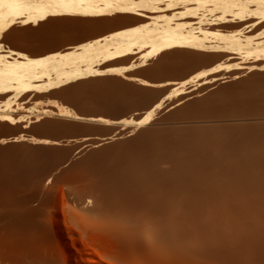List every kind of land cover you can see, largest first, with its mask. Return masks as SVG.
<instances>
[{
	"label": "rangeland",
	"instance_id": "1",
	"mask_svg": "<svg viewBox=\"0 0 264 264\" xmlns=\"http://www.w3.org/2000/svg\"><path fill=\"white\" fill-rule=\"evenodd\" d=\"M13 1L12 3H16L15 8H19L18 6L21 8L19 10H16V8V12L14 11L15 13H12L13 11L7 13V7L12 5V3L7 2V0H0V70L14 67V69L20 72L28 71V74H42L44 71L45 74L41 79L42 83H44L41 87L27 92L12 91L9 93L10 95L8 97H1L0 94V140H2L0 141V148L2 146L4 147L2 143L16 146V152H14V150L12 155L11 152L0 151V155H2V158L0 156V162L6 159L7 153H9L7 158L10 157V155L13 156L15 153L18 155H14V157L16 156L15 158H18L19 155H21L20 157H24V160L19 157V161H17V165L15 166L17 170L16 177H18V179L20 178L16 189V184L14 183L13 188L11 184H8L11 186L7 187V185L4 186L5 183H1L4 181L0 182V264H235V261H237L236 264H264L259 250L261 248L259 244L262 243L263 239L261 243L258 240L261 239L260 237L263 235H261V233H264V229L261 230L264 224H262V227L260 226L261 229L258 227L260 232L262 231L260 233L257 228V225H260V221H258L259 219L257 216L259 224L256 223V217L253 218L256 215L253 216L252 212H246L247 215L246 213H242V217L241 215L239 217L237 213L230 214V212H225L226 214H224V212H222L221 214V212H218L220 218H218L217 215V217L214 218V215V219L211 218L205 222V225L209 226L208 229L204 226L206 230H208L207 232L201 228L202 223L200 220L199 223L198 220L196 221L197 223H194V220V222H192L193 224L190 222V227L186 226V228H190H187L189 233L188 231L186 233L184 224L188 225V220H193V218H188V220H186L188 217L186 212H188L189 206L191 209L193 206L189 205L190 203L186 204L188 202L185 200L187 199L188 201V198L185 195L186 199H184L181 194H177L176 196V193L172 192L175 194L173 195L168 190L165 192L166 190L162 191L158 189L162 196H165L163 193H166L170 198V201L167 199L168 204L163 205L164 209H170L171 207L174 209V207L177 208L181 206L180 215L182 218V214H184L185 211L184 218L186 215L187 217L183 219L184 227H180L181 224L179 225L176 223L180 217L177 218V220H175V217L171 219L175 220L176 227L173 223L174 221L166 225L167 220H165L164 217L162 218L161 215L158 214L163 219H161V221L158 215L155 214L156 212H145L147 208H144L141 203L138 204V201H136L137 204L134 203L132 206L135 207L136 205H140L141 208L139 207L137 209H145L142 211L139 210L140 215L133 212L130 213L131 215L129 212L128 214L118 215L117 211L115 215V211L114 213L111 212L113 208L115 209L116 205L113 203L115 202L113 201V199H115L113 197L116 195L119 197V194L121 195L123 190L119 188L124 182L121 180L119 183L118 181L120 179L115 180V178H113L112 180V178L106 177L109 174L106 165L112 162L113 159L115 160L113 163H115L120 157L125 158L126 156L127 159H133L142 165L148 163L147 160L149 159V164L155 163L156 159H158L155 164H151V168L145 167V169L152 170L153 167L157 169L159 164L160 169H164V171L166 169V171H168L171 169V166L167 158L171 156L176 157V155L179 156V153H181L180 156L182 157V152H184L185 155L187 154V151L183 147L180 146V148L179 145L176 146L178 142H185L184 139H186V141L188 140V142H201L203 141V136L208 132L206 129H230L264 125V50L243 53L231 50L219 51L213 48V46L221 43L234 46V43H231L227 38L232 37L235 30L241 29L243 30L237 31L235 34L242 39L239 43L243 47V51L253 49L256 46H264V21L257 26H250L253 22L263 20L261 16L264 12V0H209L208 2L210 3L208 7L211 16L209 15L207 22L201 23L195 20L193 23L190 22L185 26H181V31L184 34L196 37L200 40H205V46L194 48V51L209 56H217V59L214 61L198 62L195 66H193L191 58L177 53L140 58L139 53L131 54L129 52L116 59L120 63H109L110 60L106 59L107 51L103 50L105 45L106 47L109 45V49L122 44L126 47L142 37L147 40L148 35L151 34L150 27L156 28V26L152 24L140 31L131 30L125 37L121 38L122 40L118 39L111 44L109 39L114 36L116 32L121 29H131V27L135 28V26H138L137 24L132 25L124 20V22H122V19L119 20V18H116V15L119 14L120 11H108L100 15L60 13L31 18L33 7L39 5L40 2L41 4L42 2L46 4L47 0ZM221 2H229L233 5L232 10L235 12H243L242 16L233 21H223L222 14L224 9L219 6ZM157 4L162 5L163 3L159 2ZM5 5H7L5 7L6 11H4ZM180 5L182 6L177 7V9L181 11L189 4L181 3ZM177 9L175 11L177 13L180 12ZM225 16L229 17V15ZM187 18L190 20L193 19L191 17ZM139 25L143 26L142 24ZM91 45L93 48L90 47ZM136 47L139 48L138 46ZM146 49L147 48L140 49L139 51ZM128 56L129 60L125 62ZM65 57H69L67 61ZM71 58L72 60H70ZM189 66H193L191 71L188 70V68H190ZM64 72H67L69 75L60 78V75ZM74 72L77 74L74 75ZM193 131L195 132V134L193 133L194 135L192 134ZM201 132L204 134L201 136L202 139L200 138ZM152 134H155L154 138L159 137L160 140H156V138V142L154 139L152 140V138H150L153 137L151 136ZM161 135L162 138L174 135L175 139L177 136L178 142L172 139L174 136H171L172 138H168L169 140L166 138L167 142L162 139L163 143L161 142V145L160 143L158 144L159 146L163 145L162 147H164L163 150L165 151L159 150L160 147L157 151L155 149L152 150V145L154 143L155 145L153 148L158 146L156 143L157 141H161ZM180 135L183 137L182 142H180L182 140ZM96 137L102 140L100 139V141H98L95 139ZM198 137L201 141H199L200 139ZM195 138L197 139L194 140ZM93 139L96 140V143ZM143 139L146 141V145L143 143ZM49 140L50 143H48ZM52 140L54 141L52 142ZM44 141L48 144L44 143ZM151 142L153 144H150ZM172 142L174 146L170 144L167 146L168 144H164H172ZM89 143L92 144L90 145ZM8 144L5 145V147L9 146ZM30 144L32 148L27 149L31 147ZM53 144L55 147H57L56 144L59 145L58 148H55L57 150L61 145L62 147L64 146L63 148H65L66 151L74 150V152L70 151V153L67 154H70V157L74 156V158L78 155L79 157L76 156L75 159H79L80 163L82 161V166L74 158V161L71 162L72 157L69 159L65 154L66 152L64 150L62 152L61 148V152H57V150H53L52 148V150L48 149V146L53 147ZM97 144V149L91 147L92 145L95 147ZM21 145L29 146L26 148L23 146L22 149ZM100 145L101 148L104 146L102 148L104 152H99L101 151ZM33 146L36 151H34ZM42 146H44V151L45 149L47 150V153L50 151L52 153L55 151L59 153L58 157L60 153L65 154L66 156L61 155L60 158H64L66 163L64 162V164L58 161L57 159L59 158L54 154V159L56 157L57 161L55 160L53 163V159L52 161L48 160V162H52L58 167L53 166L51 163L47 164L48 162L46 159L49 157L52 159L53 157L51 158V156H53V154L49 157H45L47 154L42 151ZM117 146L119 149H117ZM146 146H151V149L149 148L147 150ZM36 147L39 150L36 149ZM143 147H145V149ZM174 147H176V149L179 147L182 151L180 150V152H178L179 148L177 150L175 149V151ZM20 148L21 151L18 150ZM32 149L37 155H33ZM83 149L87 151L83 152ZM29 150L32 153L29 152ZM144 150H147V153L150 151V155L148 153L150 158L147 157L149 159L145 157L147 154ZM93 151L97 153V156H95V153L92 154ZM155 151H159V153L162 154L168 151L169 154H163V159L166 157L164 160L168 162L166 163L164 161V164L162 162V157H160V155L158 156V153L156 154ZM23 152H25L24 155ZM172 152L175 153L173 154L175 156L172 155ZM83 153H88V156L85 155L88 158L84 157ZM142 153L145 155L146 161ZM28 154L29 156L31 155L30 158H36V156L41 157L42 155V159L46 158V162L37 158L39 162H37L36 165L32 160L29 159L32 162L28 160ZM115 154L116 156H114ZM119 154L121 155L119 156ZM99 155L105 156L104 158L108 160V163L104 161L103 156L102 159ZM155 156L158 158H155ZM99 157L105 163L98 159ZM136 157L137 159L135 160ZM159 158H161V163H158ZM62 159L60 160L64 161ZM138 159H140V161ZM153 159H155L154 162H152ZM75 161L79 163V167L76 164L78 169L74 168L75 166L73 164ZM28 163H30V166L35 165L33 166L34 169L31 167L33 170L27 168L29 166ZM63 164L68 166L67 168L69 170L66 167L64 169L63 167H59ZM21 165H24L22 167H25L24 171L26 170V172L22 171L23 168L21 170L18 168V166L21 168ZM155 165H157V167ZM168 166H170L169 169ZM2 168L3 167L0 166V176L4 174ZM142 169L141 176L143 175V171H145V176H156V173L153 174L150 172L151 170L149 171L151 174L147 175L148 173L146 174V172L148 171L145 169L142 171ZM67 171L69 172L67 173ZM158 172H161V170L157 171V173ZM141 176L140 179L144 177ZM150 181L152 182L153 180ZM220 181L217 180L214 181V183L217 182L215 184L220 185ZM110 182H112V184ZM140 182L137 180L134 182L135 185H132L133 182L129 184L130 186L127 184V188H130L131 191H135L134 193L132 191V195L138 194L136 192L137 188L139 190V188L142 187ZM258 182L256 184L259 186L260 183L263 185L264 181ZM137 183H139V185ZM137 185L140 187H137ZM158 185L157 187L159 188L160 186ZM4 187L7 190L4 189ZM8 188H11L10 190H12L13 193L9 191ZM135 188L136 190H134ZM202 191L206 192L204 190ZM230 191L232 192H230L231 195L238 198H249L253 196L249 195L245 197V195L241 194L239 191L237 192L235 188H231ZM1 192L3 195L7 192L10 193H7V196H3ZM195 195H197L196 198L199 197V194L196 193ZM166 197L168 198V196L164 198ZM120 198L122 197L120 196ZM131 198L135 199L136 195ZM10 199H12V202ZM183 199L185 201L184 203L182 201ZM107 200H112L113 202ZM164 200L165 199H163V201ZM171 200L173 203H171ZM165 201L163 203H167ZM110 202L114 207H112ZM160 205L162 206V204ZM187 205H189L188 208ZM104 206L107 208L110 207L108 213L105 210L107 208ZM182 206L183 208L186 206L187 210L184 208L185 210L183 211ZM215 206H219L221 209L220 205L213 204L210 205L213 211L217 209ZM101 207H104V213ZM205 207L209 208L207 205ZM213 207L216 209L214 210ZM97 209L100 210L98 211ZM110 212L111 214H109ZM105 213L108 214V216ZM144 213L151 214V217L154 219L157 216L161 224L159 223V226H157L158 219L154 220L151 218V220L149 219L150 216H146L147 214L143 215ZM219 213L221 216L223 215V217H221ZM249 214H252L251 216L253 217L251 218ZM177 216L179 215L177 214ZM243 216H248L250 218H244ZM168 217H166V219L170 218ZM54 218L61 219L63 223L64 233L61 235L55 225ZM137 218L141 221H136L138 220ZM147 218L149 220H147ZM144 220L148 223H143ZM162 222L165 223H163V226ZM178 222L182 223L180 220ZM226 222H228V226ZM122 223H124V225H122ZM261 223H263L262 220ZM131 224L134 226L132 227ZM197 224L198 226H196ZM119 225H122V227ZM136 226L140 229L144 227L152 230L153 237L148 239L146 241L147 243L145 242L144 244L140 238V229L137 230L138 228ZM211 227L214 229L210 230ZM242 227L243 229H241ZM244 227L248 231L247 235H250L251 230L252 233L258 230V233L256 232L255 234L259 235L260 233L261 236L258 237L257 235V238L253 239L255 234H253V237H250L252 236L251 233L248 237L251 238L253 242L250 241L251 239L249 240V238L241 240L240 238L246 233ZM215 228H219V230ZM228 230L231 232L230 236ZM137 231L138 235L135 234ZM241 231L245 233L241 234L243 233ZM212 232H214V234ZM224 233L227 234V237L224 236ZM232 233L234 235H232ZM239 234H241L242 237H240ZM230 237L232 239L234 237L235 242H233L235 244L237 243L234 247L246 241L244 244L242 243L240 245V247L242 246L241 248H235L237 253L241 251L240 255L239 253H232L231 250L228 251V248H220V250L217 251V246L213 242L222 241L225 244L229 242L228 240ZM231 238L230 242L232 241ZM254 241H258L259 244L257 245L258 242L256 243ZM212 244L215 245L211 246V248L214 249V246H216L214 250L210 248ZM244 245H246V248ZM207 247L210 250H207ZM215 250L219 253L218 255ZM257 250H259V252ZM257 252L259 254H256ZM220 253L222 254L220 255ZM228 253L229 255H226ZM212 254L214 255L211 257ZM225 256L231 258L229 259Z\"/></svg>",
	"mask_w": 264,
	"mask_h": 264
},
{
	"label": "bare ground",
	"instance_id": "2",
	"mask_svg": "<svg viewBox=\"0 0 264 264\" xmlns=\"http://www.w3.org/2000/svg\"><path fill=\"white\" fill-rule=\"evenodd\" d=\"M21 1V0H20ZM209 0H101V1H95V0H93V1H90V0H47V3L46 4H43V2H42V4H41V2H40V4L39 5H37V6H35V7H33L34 9H32V11H31V18H38V17H42V16H44V15H48V14H60V13H84V14H93V15H100V14H102V13H106V12H108V11H120L119 12V14H117L116 15V18H119V20L120 19H122V22H124V21H127L128 23H131L132 25L133 24H137L138 26H135V28H132L131 27V29L130 28H128V29H121V30H119L118 32H116V34L114 35V34H112V35H114V36H112L110 39H109V41H111V44H113L114 42H116L118 39H121V38H123V37H125L126 36V34H128L131 30H135V31H140L141 29H143V28H145L146 26H148V25H155L156 26V28H151L150 27V31H151V34H147L148 35V39L147 40H145L143 37L142 38H140V39H137L136 41H134V42H132L129 46H126V47H124L123 46V44L122 45H119V46H115V47H113V48H111V49H109V45L106 47V45H105V48H103V50H106L107 51V53H106V59H109L110 61H109V63H116V62H119L118 60H116L118 57H122L123 55H125V54H127V53H131V54H136V53H139V55H140V58H147V57H151V56H157V55H163V54H173V53H177V54H180V55H182V56H188L189 58H191V60H192V64H193V66H195V64H197L198 62H211V61H214V60H216L217 59V56L215 55V56H209V55H207V54H204V53H200V52H196V51H194V48H201V46H205V40H200V39H198V38H196V37H193V36H190V35H187V34H184L182 31H181V26H185L186 24H188V23H190V22H194L195 20H198L199 22H207L208 21V19H209V15L211 16V13H210V10H209V7H208V5H209V3L210 2H208ZM217 1V0H216ZM245 1V0H244ZM243 1V2H244ZM255 1V0H254ZM7 2H10V3H12V2H14L13 0H7ZM16 2V1H15ZM32 2V1H31ZM100 2H102V3H100ZM163 3L162 5H158L157 3ZM165 2V3H164ZM231 2H233V1H231ZM181 3H188L189 5L188 6H185L184 8H183V10H181L180 11V9L178 10L177 9V7H181L182 5H180ZM217 3V2H216ZM235 3V2H234ZM245 3V2H244ZM243 3V4H244ZM236 4V3H235ZM8 5H10V4H8ZM18 5V4H17ZM180 5V6H179ZM7 5H5L4 6V9H5V7H6ZM15 6H16V3L14 4V3H12V5H10V6H8L7 7V10L8 11H6V9L4 10V11H6L7 13H10L9 11H13L12 13H15L16 12V10H19L21 7L20 6H18L19 8H15ZM22 6V5H21ZM219 6L221 7V8H223L224 9V11H223V14H222V19H223V21H233V20H236L237 18H239V17H241L242 16V14H243V12H235L234 10H232L233 9V5L232 4H230L229 2H221L220 4H219ZM16 9V10H15ZM178 10V11H180V12H176L175 10ZM182 9V8H181ZM254 10V9H253ZM15 11V12H14ZM123 13H122V12ZM234 11V12H233ZM18 12V11H17ZM213 15V14H212ZM225 15H229V17H227V16H225ZM9 16V15H8ZM187 17H191V18H193L192 20H190V19H188ZM262 18H263V20H261V21H257V22H253V23H251L250 24V26H257L258 24H260V23H262V21H264V12H263V14H262V16H261ZM2 18V17H1ZM113 19H114V17H113ZM115 20V19H114ZM118 20V21H119ZM124 20V21H123ZM211 20V19H210ZM218 20V19H217ZM219 20H220V18H219ZM219 20H218V22H219ZM108 21V20H107ZM8 22V21H7ZM128 23H126V24H128ZM222 23V22H221ZM139 24H142L143 26H140ZM207 24V23H206ZM134 27V26H133ZM187 27V26H186ZM184 29V28H183ZM243 29H241V30H235L234 31V34L232 35V37H229V38H227L229 41H231V43H234V46H230V45H228V44H224V43H221V44H218V45H216V46H213V48L215 49V50H219V51H223V50H231V51H240V52H245V53H251V52H253V51H255V52H259V51H261V50H264V46H256V47H254L253 49H250V50H245V51H243V47L241 46V44L239 43L242 39H241V37H238V36H236V34L235 33H237V31H242ZM187 33V32H186ZM262 33V32H261ZM137 34V33H136ZM130 35V34H129ZM227 37V36H226ZM122 40V39H121ZM113 42V43H112ZM120 43V42H119ZM118 43V44H119ZM233 45V44H232ZM96 46V45H95ZM98 46V45H97ZM111 46V45H110ZM136 46H138L139 48H137ZM90 47H92V45L90 46ZM104 47V46H103ZM134 47H136V48H134ZM93 48V47H92ZM99 48V47H98ZM97 48V49H98ZM144 48H147L146 50H142V51H139L140 49H144ZM91 49V48H90ZM90 51V50H89ZM74 55V54H73ZM76 55V54H75ZM95 57V56H94ZM69 57H65V59H66V61H67V59H68ZM105 58V57H104ZM92 59V58H91ZM96 59V58H95ZM70 60H72V58L70 59ZM129 60V56H128V58L127 59H125V62L126 61H128ZM40 61V60H39ZM60 61V60H59ZM15 62V61H14ZM54 63V62H53ZM108 63V62H107ZM120 63V62H119ZM117 64V63H116ZM193 66H189L190 68H188V70L189 71H191L192 69H193ZM116 68V67H115ZM86 69V68H85ZM33 71H35V70H33ZM78 71V70H77ZM81 71V70H80ZM93 71V70H92ZM28 72V71H27ZM27 72H20V71H18V70H16V69H14V67L13 68H4V69H2V70H0V94H1V97H8L10 94V92H12V91H25V92H27V91H30V90H32V89H35V88H38V87H41V86H43L44 85V83H42V81H41V79L43 78V76H44V74H45V71L44 72H42V74H37V73H34V74H28ZM83 72V71H82ZM87 72V71H86ZM70 74H72V73H70ZM77 74V73H76ZM75 74V72H74V75H76ZM69 74H67V72H64V73H62L60 76V78H63V77H66V76H68ZM6 115V114H5ZM43 124V123H42ZM52 124V123H51ZM50 124V125H51ZM59 128V127H58ZM85 128V127H84ZM42 129V128H41ZM51 129V128H50ZM71 130V129H70ZM102 130V129H101ZM109 130H111V129H109ZM205 130V129H204ZM206 130H208V132L204 135L203 134V132H201V134H200V138L202 139V137L201 136H203V141H201V139L199 140V141H201V142H198V141H196V142H188V140L186 141V139H184L185 140V142H182L183 141V137L181 136V138H182V140L180 141V142H182V143H179L178 142V137L176 136V139H175V136H174V138H172L171 136H169V137H165V138H162V135H161V141L160 142H158L157 141V145L160 143V145L163 143V141H162V139L163 140H165L166 142H167V139L168 138H172V139H174V140H177V142H178V144L177 143H175V144H177L176 146H178L179 145V147L181 146V147H183L186 151H187V154L185 155V153L184 152H182V157L180 156L181 155V153H177L179 156H177L176 155V157H169V158H167V160H169V162H170V166H171V169H169L170 168V166H168V171H166V169H165V171H164V169H160V165L158 164V163H161L160 162V159L161 158H159V161H158V170L157 169H154V167H153V169L151 170V169H145V167H147V168H149L150 166L152 167V165L153 164H155L156 162H157V160L158 159H156V162L155 163H151V164H149L150 163V156H148V153L150 152V151H148V153H147V150L150 148L151 149V146H146V148H147V150L145 151L146 152V156L143 154V157L145 156L146 158L147 157H149V158H147V159H149V160H147V159H145V157H144V159H145V161L147 160L148 161V163H145L144 165H142L141 163H139V162H136V161H134L133 159V161L130 159H127L126 158V156H125V158H121L120 157V159H118V160H116V162L115 163H113L115 160L113 159V161L112 162H110V163H108V160L107 159H105L104 157L105 156H103V155H99L101 158H102V156H103V158H104V161L105 162H107L108 164L106 165V168L109 170V174H108V176H106V177H108V178H112V180H113V178H115V180L116 179H120L118 182L120 183V181L121 180H123V184L121 185V187L119 188V189H122V190H120V191H122V193H123V195H122V193H121V195L119 194V197L116 195L115 197H113V198H115V199H113V201H115V202H113L112 200H107V201H112L113 203H115L114 205H115V209L113 210H111V212H113L114 213V211H115V215L117 214V212H118V215L120 214V215H123V214H125V213H127L128 214V212H129V214L131 213V212H133V213H138V215H140L139 213H140V211H142V210H145L144 208H147V209H149V210H147L146 209V211L145 212H151V213H154V212H156L155 214L156 215H158V214H160L161 215V217L163 218L164 217V219L165 220H167L166 221V225H167V223H172V221H174L173 223L175 224V220H177V218H179L177 221H176V223H178L179 225H180V227H184V225H185V227L184 228H186V226H189L190 227V222L192 223V222H194V220H195V222L194 223H197L196 221L198 220V223H199V220L201 221V223H202V229H204V230H206V227H207V229L209 228V226H206L205 225V222L207 221V220H210L211 218H213L214 217V215H215V217L214 218H216L217 216H218V218H220L219 217V215H218V212H221V214H222V212H224V214H226L225 212H230V214H236L237 213V215H239V217H240V215L242 214V213H246V212H249V213H251L252 212V214H253V216L254 215H256V216H251L250 214V216H251V218L253 217V218H255L256 217V220L255 221H257L258 219V221H260L259 223H260V225H257V228L259 227L260 229H261V227H262V224H264V182H263V185L260 183V185L258 186L256 183L258 182V181H264V125H257V126H250V127H237V128H228V129H222V128H212V129H206ZM88 132V131H87ZM199 132V131H198ZM57 133V132H56ZM156 133V132H155ZM172 133H175V132H172ZM195 134V132L193 131L192 132V134ZM205 133V132H204ZM39 134V133H38ZM43 134V133H42ZM42 134H41V136H42ZM93 134H94V132H93ZM112 134V133H111ZM115 134V133H114ZM158 134H161V133H158ZM165 134V133H164ZM168 134V133H167ZM181 134V133H180ZM183 134V133H182ZM186 134V133H185ZM191 134V133H190ZM193 134V135H194ZM97 135V134H96ZM102 135V134H101ZM117 135V134H116ZM155 135V134H154ZM154 135L152 134L151 136H153V137H150V138H152V140L154 139V141H155V138H154ZM170 135V134H169ZM177 135V134H176ZM179 135V134H178ZM193 135H191V136H193ZM198 135V134H197ZM197 135H195V136H197ZM40 136V137H41ZM98 136V135H97ZM150 136V135H149ZM166 136H168V135H166ZM179 136V137H180ZM199 136V135H198ZM67 137V136H66ZM81 137V136H80ZM86 137V136H85ZM92 137H95V136H92ZM102 137V136H101ZM105 137H107V136H105ZM110 137H112V136H110ZM116 137V136H115ZM120 137V136H119ZM78 138V137H77ZM117 138V137H116ZM123 138V137H122ZM157 138H159V137H157ZM156 138V140H160V138L159 139H157ZM167 138V139H166ZM19 139V138H18ZM96 140H98V141H100V139L101 138H95ZM95 139H93L94 141H95V143H96V140ZM145 139V138H144ZM144 139H143V143L145 144L146 143V141H144ZM171 139V140H172ZM180 139V138H179ZM197 138H195L194 140H196ZM5 140V139H4ZM3 140V141H4ZM20 140V139H19ZM43 140H45V139H43ZM61 140V139H60ZM73 140V139H72ZM75 140V139H74ZM89 140V139H88ZM102 140V139H101ZM110 140V139H109ZM151 140V139H150ZM151 140V141H152ZM169 140V139H168ZM173 140V141H174ZM193 140V139H192ZM0 141H2V140H0ZM7 141V140H6ZM5 141V142H6ZM18 141V140H17ZM17 141H15V142H17ZM54 140H52V142H53ZM62 141V140H61ZM79 141V140H78ZM85 141V140H84ZM92 141V140H91ZM93 141V142H94ZM97 141V142H98ZM107 141H108V139H107ZM118 141V140H117ZM117 141H116V143H117ZM102 142H104V141H102ZM101 142V143H102ZM150 142V141H149ZM153 142V141H152ZM150 143V144H153V143ZM156 142V141H155ZM162 142V143H161ZM169 142V141H168ZM28 143V142H27ZM34 143V142H33ZM44 143H46V141H44ZM48 143H50V140L48 141ZM48 143H46V144H48ZM99 143V142H98ZM122 143V142H121ZM126 143V142H125ZM8 143H2V145H4V147L2 148H0V151H8L9 153L11 152V155L13 154L12 152L16 149L15 147L16 146H11V144L9 145V146H7V147H5V145H7ZM23 144H25V143H23ZM29 144V143H28ZM60 144H61V142H60ZM90 145L92 144V143H89ZM105 144H107V143H105ZM148 145H150L149 143H147ZM165 145H167V146H169V144L170 145H173L174 146V144H173V142H172V144L171 143H164ZM181 144V145H180ZM17 145H18V143H17ZM35 145V144H34ZM64 145V144H63ZM88 145V144H87ZM89 145V146H90ZM103 145H104V143H103ZM113 145V144H112ZM124 145V144H123ZM123 145H122V147H123ZM146 145V144H145ZM144 145V146H145ZM155 145V143L152 145V150L153 149H155L156 151L159 149V147H160V149L159 150H162V151H165V150H163L164 149V147H162V146H156V148H153V146ZM22 147V149H23V146L24 145H21ZM29 146V145H28ZM27 145L26 146H24L25 148L26 147H28ZM30 146L31 147H29V148H27V149H30V148H32V145L30 144ZM56 146L57 147H55L54 146V144H53V147H49L48 146V149H55V148H58V146L59 145H57L56 144ZM172 146V147H173ZM34 147V146H33ZM44 146H42L41 148L43 149H41L43 152H45L46 154V156L45 157H49L50 155H52L53 154V156H51V158L52 159H50V157L49 158H45L46 160H47V162H48V160L49 161H52L53 159H54V154H55V156L56 157H58V154L59 153H57V152H61V150H62V152H63V150L66 152H64L67 156H68V158L69 159H71V157H70V154H67V153H70V151H66L65 150V148H63L62 147V145H61V147H59V149L57 150V149H55V150H57V152L55 151V152H49V150H48V152L49 153H47V150L45 149V151H44V148H43ZM91 147H93V148H96V147H98V144L94 147L93 145L91 146ZM104 146H102V148H103ZM121 147V146H120ZM171 147V146H170ZM179 147H177V149L179 148ZM180 147V148H181ZM18 148V147H17ZM21 148L20 149H18V150H20L21 151ZM60 148H61V150H60ZM63 148V149H62ZM100 148H101V145H100ZM101 148V151H99V152H104L103 150L104 149H102ZM144 149H145V147H143ZM162 148V149H161ZM179 148V151L178 152H180V149ZM34 149V151H36L35 150V147L33 148ZM33 149H32V151H33ZM36 149H38L37 147H36ZM51 149V150H52ZM73 149V148H72ZM77 149V148H76ZM97 149V148H96ZM117 149H119L118 148V146H117ZM167 149H169V148H167ZM176 149V147H174V150ZM176 149V150H177ZM39 150V149H38ZM80 150V149H79ZM84 151L83 152H85V151H87V150H85V149H83ZM105 150H107V149H105ZM111 150V149H110ZM109 150V151H110ZM173 150V151H174ZM175 150V151H176ZM33 151V155L35 154V152ZM76 151V150H75ZM118 151V150H117ZM116 151V152H117ZM155 151V153L159 156L160 155V157H162V162L164 163V161L167 163L168 161L167 160H164L166 157H164V159H163V154L165 153V154H169V150L167 151V152H163V154L162 153H159V151L158 152H156ZM182 151V150H181ZM185 151V152H186ZM14 152H16V150L14 151ZM29 152H31L30 150H29ZM40 152V151H39ZM71 152H74V150H72ZM78 152V151H77ZM154 152V151H153ZM9 153H4V154H6V159L4 160V161H1L0 162V166H2L3 168H2V170L4 171V174L2 175V176H0V182L1 181H4V182H1V183H5V185L4 186H6L7 185V187H10L11 185H13V183L14 184H16L15 185V189H16V186H18L17 185V183H18V181H19V179H18V177H16V175H17V170H16V168H15V166L17 165V161H19L18 159H19V157L21 156V155H19V157L18 158H15L16 156H18L16 153L14 154V155H16L15 157H14V155L13 156H11L10 155V157H8L7 158V156H9ZM24 153L25 152H23V155H24ZM32 153V152H31ZM37 153V152H36ZM51 153V154H50ZM57 153V154H56ZM93 153H95V151H93L92 152V154ZM119 153V152H118ZM141 153V152H140ZM44 154V153H43ZM49 154V155H48ZM65 154H61L60 153V156L58 157L59 159H57L56 157H55V159L53 160V163L55 162V160L57 159L58 161H60V162H62V163H64L66 160H64V158L62 159V158H60L61 157V155H65ZM84 154V153H83ZM123 154V153H122ZM141 154V155H142ZM155 154V155H156ZM173 154H175V153H173L172 152V155ZM26 155V154H25ZM35 155H37V154H35ZM34 155V156H35ZM39 155H41V154H39ZM65 155V156H66ZM75 155V154H74ZM85 155H87L88 156V153L87 154H84V157H86ZM121 154H119V156H120ZM139 155V154H138ZM149 155H150V153H149ZM185 155V156H184ZM1 156V158H2V155H0ZM31 156V155H30ZM30 156H29V154H28V157H26V158H28V160L30 159V160H32L34 163H36V165H37V162H39V159L37 160V158H40V160L42 159V155H41V157L40 156H36V158H30ZM77 157H79L78 155H76ZM76 156H75V158H76ZM95 156H97V153H95ZM94 156V157H95ZM114 156H116V154L114 155ZM173 156H175V155H173ZM44 157V156H43ZM98 158V159H100V160H102L101 158ZM118 157V156H117ZM157 156H155V158H156ZM178 157V158H177ZM20 158H22L23 160H24V157H20ZM67 158V159H68ZM73 158H74V156L72 157V161L71 162H73L74 160H73ZM74 158V159H75ZM86 158H88V157H86ZM128 158H131V157H128ZM133 158V157H132ZM152 158H154V157H152ZM151 158V159H152ZM158 158V157H157ZM8 159V160H7ZM45 159L43 158L42 160H44V162H46L45 161ZM60 159H62V160H64V161H61ZM137 159V157L135 158V160ZM144 159H143V161H144ZM29 160V161H30ZM35 160V161H34ZM37 160V161H36ZM56 160V161H57ZM75 160H77L79 163H80V161H79V159H75ZM96 160H97V158H96ZM107 160V161H106ZM139 161H140V159H138ZM154 160L155 159H153L152 160V162H154ZM28 161V162H29ZM32 161H30V162H32ZM70 161V160H69ZM77 161H75L74 162V168H76V169H78L77 167H76V164L78 165V167H79V163H77ZM103 160H102V162H104ZM142 161V160H141ZM43 162V161H42ZM68 162V161H67ZM99 162V161H98ZM104 162V163H105ZM20 163V162H19ZM33 163V164H34ZM53 164L52 162H48L47 164ZM66 163V162H65ZM64 163V164H65ZM69 163V162H68ZM81 163H82V161H81ZM81 163H80V165H81ZM100 163V162H99ZM29 164V166L27 167V168H31V167H33V166H35V165H31L30 166V163H28ZM61 165V166H59V167H63V169L66 167H68V166H66V165ZM91 164V163H90ZM101 164V163H100ZM165 164V163H164ZM163 164V165H164ZM172 164V165H171ZM41 165V164H40ZM69 165V164H68ZM105 165V164H104ZM168 165V164H167ZM22 166H24V165H21V168L18 166V168L21 170L23 167ZM44 166V165H43ZM53 166H56V165H54L53 164ZM52 166V167H53ZM70 166V165H69ZM82 166V165H81ZM85 166V165H84ZM83 166V167H84ZM156 167H157V165H155ZM162 166V165H161ZM56 167H58V166H56ZM73 167H72V169H73ZM144 167V168H143ZM150 167V168H151ZM155 167V168H156ZM163 167V166H162ZM25 168V167H24ZM24 168L22 169V171H24ZM86 168V167H85ZM106 168H105V170H106ZM143 168V169H142ZM164 168H165V165H164ZM18 169V170H19ZM32 169V168H31ZM33 169H34V167H33ZM32 169V170H33ZM62 169V170H63ZM68 169V168H67ZM87 169V168H86ZM104 169V168H103ZM141 169H142V171L145 169V170H147L148 172H146V174L147 175H150L151 173H149V171L150 172H152L153 174H155L156 176H154L153 174V177L151 176H145L144 174H145V171H143V175L141 176L140 174H142V172H141ZM31 170V171H32ZM69 170V169H68ZM88 170V169H87ZM159 170H161V172H158L157 173V171H159ZM28 171V170H27ZM47 171V170H46ZM66 171V170H65ZM83 171V170H82ZM156 171V172H155ZM24 172H26V170L24 171ZM69 171H67V173H68ZM74 172V171H73ZM77 172V171H76ZM88 172V171H87ZM101 172V171H100ZM83 173V172H82ZM30 174V173H29ZM56 174V173H55ZM0 175H1V173H0ZM31 175V174H30ZM81 175V174H80ZM32 176V175H31ZM36 176V175H35ZM58 176V175H57ZM86 176H88V175H86ZM140 176L141 177H143V178H141V179H143V180H141L140 179ZM71 177V176H70ZM34 178V177H33ZM138 178V179H137ZM155 180H154V179ZM36 179V178H35ZM60 179V178H59ZM65 179V178H64ZM72 179V178H71ZM78 179V178H77ZM84 179V178H83ZM140 179V180H139ZM40 180V179H39ZM76 180V179H75ZM86 180V179H85ZM135 180V181H134ZM138 180V182H140L141 184H142V187H140L141 186V184H140V186H138L139 185V183H137L138 185H137V187H140V188H142V189H140L139 188V190H138V188H137V190H136V188L134 189V190H136V192L138 193V194H134V195H132V191L130 190V188H127V184L129 185V184H131V182H133L132 183V185H135L134 184V182H136ZM150 180H153L152 182L150 181ZM160 183H158L157 181ZM220 181L221 182V184L219 185H216L215 183H217V182H215L214 183V181ZM21 181V180H20ZM36 181H38V180H36ZM43 181V180H42ZM45 181V180H44ZM109 181V180H108ZM111 181V180H110ZM16 182V183H15ZM41 182V181H40ZM65 182V181H64ZM78 182V181H77ZM106 182V181H105ZM149 182V183H148ZM151 182V183H150ZM154 182H155V184H154ZM156 182H157V184H156ZM0 183V184H1ZM32 183V182H31ZM109 183V182H108ZM111 184H112V182H110ZM116 183V182H115ZM119 183H118V185H119ZM153 183V184H152ZM8 184H11V185H8ZM30 184V183H29ZM35 184V183H34ZM100 184V183H99ZM159 184V185H158ZM258 184H259V182H258ZM41 185V184H40ZM118 185H115V186H118ZM131 185V186H132ZM155 185V186H154ZM157 185L158 186H160L159 188L157 187ZM2 186V185H1ZM114 186V185H113ZM130 186V185H129ZM162 186V187H161ZM11 187H13L14 188V185L13 186H11ZM23 187V186H22ZM135 187V186H134ZM167 188V189H165V188ZM1 188V187H0ZM33 188V187H32ZM111 188V187H110ZM116 188V187H115ZM132 188H133V186H132ZM231 188H235L236 189V191L238 192H240L241 194H243V195H245V197L246 196H249V195H253V196H251V197H246V198H244V197H242V198H238V197H234L233 195H231V191H230V189ZM4 189H6L5 187H4ZM9 189V191H11L12 193H13V191L12 190H10L11 188H8ZM129 189V190H128ZM158 189H161L162 191L164 190H166L165 192H167V190L170 192V193H176V196H177V194L178 195H180L181 194V196H183L184 197V199H186V197L188 198V201H187V199L185 200L186 202H188V203H186V204H189V205H191V206H193L192 207V209H191V207L189 206V205H187V208H188V206H189V208H188V212H186V214H188V217H187V215L185 216V218H184V214H185V209H186V206L183 208V206H182V210L184 211V214H182L183 215V218L181 217V211H180V207H177V208H179V209H177V208H175L174 207V209H172V207L168 210L167 208H163L164 206V204L166 205V204H168V202H167V199H169V201H170V198H169V195L168 194H164L163 193V195H165V196H168V198L166 197V198H164L165 196H162L161 195V192L158 190ZM3 190V189H2ZM7 190V189H6ZM18 190V189H17ZM21 190V189H20ZM33 190V189H32ZM100 190V189H99ZM113 190V189H112ZM202 190H204V191H206V192H203ZM209 190V191H208ZM227 190H229V191H227ZM234 190V189H233ZM110 191H111V189H110ZM128 191H130V192H128ZM208 191V192H207ZM6 192V191H5ZM17 192V191H16ZM108 192H109V190H108ZM107 192V193H108ZM135 191H133V193H134ZM210 192H212V193H210ZM231 192V193H230ZM237 192H236V194H237ZM251 192V193H250ZM255 192V193H254ZM257 192V193H256ZM8 193V192H7ZM7 193L5 194L6 196H7ZM10 193V192H9ZM8 193V194H9ZM102 193H104V192H102ZM118 193H119V191H118ZM117 193V194H118ZM160 193V194H159ZM172 193V194H173ZM199 194V197L198 198H196V196L197 195H195V194ZM204 193V194H203ZM234 193H235V191H234ZM233 193V194H234ZM1 194H2V192H1ZM171 194V195H172ZM183 194V195H182ZM239 194V193H238ZM3 195V194H2ZM5 195H3V196H5ZM15 195V194H14ZM26 195V194H25ZM136 195V200L134 199V198H131V197H134ZM138 195V196H137ZM171 195H170V197H171ZM173 195H175V194H173ZM172 195V196H173ZM186 197H185V196ZM195 195V196H194ZM8 196H10V195H8ZM19 196V195H18ZM120 196L123 198H120ZM220 196V197H219ZM259 196V197H258ZM12 197V196H11ZM26 197H27V195H26ZM117 197V198H116ZM163 197V198H162ZM174 197V196H173ZM216 197H218V198H216ZM256 197V198H255ZM5 198V197H4ZM9 198V197H8ZM118 198H120V199H118ZM179 198V197H178ZM248 198V199H247ZM117 199V200H116ZM135 201H133V200ZM162 199V200H161ZM163 199H165L164 201L165 202H167V203H163L164 201H163ZM172 199V198H171ZM174 199H175V197H174ZM173 199V200H174ZM177 199V198H176ZM184 199L182 200L183 201V203L185 202L184 201ZM8 200V199H7ZM12 199H10V201H11ZM14 200V199H13ZM17 200V199H16ZM22 200V199H21ZM101 200V199H100ZM99 200V201H100ZM178 200V199H177ZM106 201V200H105ZM133 201V202H132ZM136 201H138V204L139 203H141L143 206H144V208H142V210H140V209H137V208H141V206L140 205H136V206H138V207H134V206H132V205H134V203H136ZM12 202V201H11ZM14 202H16V201H14ZM131 202H132V204H131ZM175 202V201H174ZM3 203H5V202H3ZM97 203H99V202H97ZM108 203V202H107ZM106 203V204H107ZM111 203V202H110ZM162 204V206L160 205V204ZM170 203V202H169ZM171 203H173V201L171 200ZM137 204V203H136ZM159 204V205H158ZM185 204V205H186ZM208 204H210V205H213V204H215V205H220L221 206V209H220V207L218 206V207H216V208H214V210L215 211H213L212 210V206L210 207V205H208ZM102 205V204H101ZM111 205H112V207H114L113 206V204L111 203ZM170 205V204H169ZM175 205V204H174ZM208 206L209 208H207V207H205V206ZM223 205V206H222ZM247 205V206H246ZM100 206V205H99ZM98 206V207H99ZM117 206V207H116ZM142 206V207H143ZM171 206V205H170ZM170 206H168V207H170ZM177 206H179V205H177ZM105 208H107L108 207V205H107V207L106 206H104ZM104 207L102 208L101 207V209H102V212L104 213L105 212V210L107 211V213L109 212V208H107V209H105L104 210ZM96 208V207H95ZM207 208V209H206ZM211 208V209H210ZM20 209V208H19ZM117 209V210H116ZM167 209V210H166ZM172 209V210H171ZM208 209H210V210H208ZM98 210V209H97ZM100 210V209H99ZM98 210V211H99ZM140 210V211H139ZM187 210V209H186ZM12 211V210H11ZM24 211V210H23ZM117 211V212H116ZM153 211V212H152ZM111 212L109 213V214H111ZM147 212V213H148ZM143 213V212H142ZM141 213V214H142ZM146 213V214H147ZM106 214V213H105ZM104 214V215H105ZM145 213L143 214V215H146ZM177 214L179 215V216H177ZM220 214V213H219ZM221 214H220V216H221ZM103 215V216H104ZM107 216H108V214H106ZM131 215V214H130ZM150 216V218L149 219H151V218H153V217H151V214H147L146 216ZM153 215V214H152ZM160 215H158V218H160V220L162 219L161 217H160ZM192 217H191V216ZM217 215V216H216ZM243 215V214H242ZM242 215H241V217H242ZM245 215V214H244ZM246 215H247V213H246ZM102 216V215H101ZM132 216H134V215H132ZM145 216V217H146ZM155 216V215H154ZM170 218H169V217ZM190 216V217H189ZM228 216V215H227ZM257 216H258V219H257ZM166 217H168L169 219H166ZM172 217H175L176 219L175 220H171V219H173ZM186 217H187V219H186ZM221 217H223V215L221 216ZM231 217H232V215H231ZM233 217H236V216H233ZM238 217V216H237ZM244 217V216H243ZM248 216H246V217H244V218H247ZM26 218V217H25ZM24 218V219H25ZM140 218V217H139ZM157 218V216H156V218L155 219H158ZM188 218H193V220L192 221H190V219L188 220ZM196 218V219H195ZM213 218V219H214ZM225 218V217H224ZM248 218H250V217H248ZM104 219V218H103ZM134 219V218H133ZM133 219H132V221H133ZM138 219V218H137ZM144 219V218H143ZM142 219V220H143ZM146 219V218H145ZM148 218H147V220H149ZM154 219V218H153ZM154 219V220H155ZM183 219H186V220H188L189 221V224L187 225V224H184V222H183ZM213 219H212V221H213ZM223 219V218H222ZM152 220V219H151ZM150 220V221H151ZM160 220L158 219V224H157V226H159V223L161 224V222H160ZM163 220V219H162ZM161 220V221H162ZM182 221V223L181 222H178V221ZM218 220H220V219H218ZM226 220V219H225ZM261 220L263 221V223H261ZM10 221V220H9ZM104 221H106V220H104ZM136 221H141V220H136ZM188 221H187V223H188ZM258 221L256 222L257 224H259L258 223ZM28 222V221H27ZM54 222H55V225H56V227H57V229H58V231H59V233H60V235L62 234V233H64V227H63V223L61 222V219H59V218H54ZM110 222V221H109ZM143 222V221H142ZM146 221L144 220V222L143 223H145ZM157 222V221H156ZM165 222V221H164ZM164 222H162V226H163V223ZM218 222V221H217ZM106 223V222H105ZM107 223H108V221H107ZM146 223H148V222H146ZM145 223V224H146ZM204 223V224H203ZM228 222H226V224H227ZM23 224V223H22ZM113 224H114V221H113ZM112 224V225H113ZM119 224V223H118ZM154 224H155V221H154ZM165 224V223H164ZM178 224H177V226H178ZM184 224V225H183ZM193 224V223H192ZM207 224V223H206ZM24 225V224H23ZM105 225V224H104ZM122 225H124V223H122ZM122 225H119V226H121L122 227ZM126 225V224H125ZM132 225V224H131ZM216 225V224H215ZM229 224H227V226H228ZM98 226H100V225H98ZM103 226V225H102ZM107 226V225H106ZM116 226H117V222H116ZM134 225H132V227H133ZM141 226V225H140ZM144 226V225H143ZM153 226V225H152ZM155 226V225H154ZM196 226H198V224L196 225ZM204 226H206V227H204ZM231 226H232V224H231ZM261 226V227H260ZM101 227V226H100ZM137 227V226H136ZM145 227V226H144ZM139 228V227H137L138 229L137 230H139V232H140V238L142 239V241L144 242V244H145V242L148 240V239H151L152 237H153V233H152V230H150V229H148V228ZM149 227V226H148ZM160 227H161V225H160ZM175 227H176V224H175ZM179 227V226H178ZM189 227H187V228H189ZM199 227H200V225H199ZM204 227V228H203ZM235 227V226H234ZM15 228H17V227H15ZM112 228V227H111ZM114 228H115V225H114ZM127 228V227H126ZM125 228V229H126ZM130 228V227H129ZM170 228V227H169ZM185 229L186 230V233H187V231H188V229ZM193 228V227H192ZM192 228H191V230H192ZM245 228V227H244ZM258 228V229H259ZM9 229V228H8ZM107 229L109 230V228L107 227ZM123 229V228H122ZM181 229H183V228H181ZM180 229V230H181ZM190 229V228H189ZM212 229V227L210 228V230ZM214 229V228H213ZM212 229V230H213ZM216 229V228H215ZM230 229V228H229ZM241 229H243V227L241 228ZM240 229V230H241ZM260 229H259V232H260ZM264 229V227L261 229V230H263ZM24 230V229H23ZM112 230V229H111ZM135 230H136V228H135ZM216 230H219V228L218 229H216ZM232 230V229H231ZM245 230V232H243ZM243 231H241V232H243V233H241V234H244L245 233V235H247L248 234V231H247V229L245 228ZM249 230V229H248ZM29 231V230H28ZM33 231V230H32ZM36 231V230H35ZM118 231V230H117ZM121 231V230H120ZM119 231V232H120ZM171 231V230H170ZM208 230H206V232H207ZM258 231V230H257ZM256 231V232H257ZM11 232V231H10ZM123 232V231H122ZM134 232V231H133ZM215 232V231H214ZM214 232H212L213 234H214ZM228 232H229V236H230V231L228 230ZM239 232V231H238ZM251 233H252V230L250 231ZM256 232H254V233H252V236H250L251 235V233H250V235H247V236H245V235H243V237L241 236V234H239L240 235V237H242V238H240L241 240H244V238H249L248 236H250V237H253V234H255ZM262 232V231H261ZM260 232V233H261ZM264 232V231H263ZM121 233V232H120ZM125 233V232H124ZM138 233V231L135 233V234H137ZM183 233V232H182ZM185 233V232H184ZM188 233H189V231H188ZM216 233V232H215ZM221 233H222V231H221ZM258 233V232H257ZM260 233H259V235H258V237H260L262 234V237L264 236V233H261V235H260ZM212 234V235H213ZM138 235V234H137ZM208 235H210V234H208ZM232 235H234L233 233H232ZM257 235L255 234V237H253V239H256L257 238ZM217 236V235H216ZM218 236H220V235H218ZM222 236H223V234H222ZM222 236H220V237H222ZM224 236L225 237H227V234L226 233H224ZM223 236V237H224ZM228 236V237H229ZM237 236H238V234H237ZM205 237H206V235H205ZM204 237V238H205ZM224 237V238H225ZM262 237H260L261 239H258L259 241H260V243H261V240H262V243L261 244H259V242L257 243L256 241H254V242H256L257 243V245L259 244L260 245V254H261V257H262V259H263V261H264V237L262 238ZM204 238H201V239H204ZM209 238V237H208ZM217 238V237H216ZM231 238V237H230ZM230 238H229V242L228 243H223L222 241H219V242H213V243H215L216 244V246H217V251H219L220 250V248H228L227 250L229 251V250H231L232 251V253L233 252H235L236 254H238L239 253V255H240V252H238L237 253V250L235 249V248H237V247H239V248H241L240 247V245L243 243L244 244V242H246V241H243V242H241V244H239V246H235L234 247V245H237V243L235 244L234 242H235V239H236V236H235V239H234V237H233V239L231 238V242H230ZM211 239V238H210ZM213 239V238H212ZM219 239V238H218ZM226 239V238H225ZM224 239V240H225ZM228 239V238H227ZM237 239L239 240V238L237 237ZM251 238H249V240H250ZM220 240V239H219ZM221 240H223V239H221ZM248 240V241H249ZM204 242H206L205 240H203ZM234 241V242H233ZM237 241V240H236ZM250 241H252V239L250 240ZM222 242V243H221ZM239 242H240V240H239ZM238 242V243H239ZM253 242V241H252ZM147 243V242H146ZM233 243V244H232ZM203 244V243H202ZM211 244V243H210ZM215 244H212V245H210V248H211V246H213V245H215ZM247 244V243H246ZM256 245V246H257ZM216 246H214V249H215V247ZM246 245H244V247H245ZM253 246V245H252ZM248 247V246H247ZM238 248V249H239ZM246 248V247H245ZM211 249H213V248H211ZM213 249V250H214ZM207 250H210L208 247H207ZM206 250V251H207ZM226 250V251H227ZM236 250V251H235ZM240 250H242V249H240ZM248 250H252V249H248ZM259 250H257L258 252H259ZM212 251V250H211ZM217 251L215 250V252L217 253ZM222 251L224 252V250L222 249ZM247 251V250H246ZM256 251V250H255ZM256 253V254H259V253ZM225 253V252H224ZM223 253V254H224ZM243 253V252H242ZM219 253H217V255H218ZM222 253H220V255H221ZM214 254H212L211 255V257L213 256ZM219 255V256H220ZM226 255H229V253L228 254H226ZM232 255V254H231ZM216 256V255H215ZM224 256V255H223ZM220 257H222V256H220ZM225 257H228V256H225ZM238 257V256H237ZM229 258V257H228ZM231 258V257H230ZM229 258V259H230ZM223 259H226V258H223ZM260 259V258H259ZM238 261H240V260H238ZM236 262L237 261H235L234 263L236 264ZM110 263H112V262H110Z\"/></svg>",
	"mask_w": 264,
	"mask_h": 264
}]
</instances>
